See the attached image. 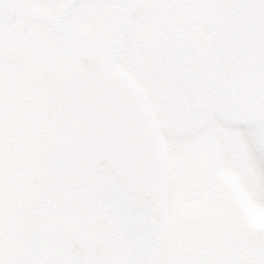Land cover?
<instances>
[{"label":"snow or ice","instance_id":"snow-or-ice-1","mask_svg":"<svg viewBox=\"0 0 264 264\" xmlns=\"http://www.w3.org/2000/svg\"><path fill=\"white\" fill-rule=\"evenodd\" d=\"M258 213L264 0H0V264H264Z\"/></svg>","mask_w":264,"mask_h":264},{"label":"rangeland","instance_id":"rangeland-1","mask_svg":"<svg viewBox=\"0 0 264 264\" xmlns=\"http://www.w3.org/2000/svg\"><path fill=\"white\" fill-rule=\"evenodd\" d=\"M250 211L255 213L254 209H250ZM256 219L258 223L264 224V213H258L256 214Z\"/></svg>","mask_w":264,"mask_h":264}]
</instances>
